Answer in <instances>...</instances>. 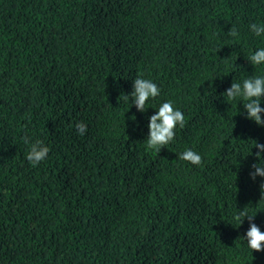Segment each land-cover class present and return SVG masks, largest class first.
Here are the masks:
<instances>
[{"label": "trees", "instance_id": "16d2710c", "mask_svg": "<svg viewBox=\"0 0 264 264\" xmlns=\"http://www.w3.org/2000/svg\"><path fill=\"white\" fill-rule=\"evenodd\" d=\"M251 23L264 0H0V264H264L234 220L264 231V126L222 97L264 74ZM140 75L161 90L144 113L124 100ZM165 100L184 125L148 150ZM26 139L50 148L36 166Z\"/></svg>", "mask_w": 264, "mask_h": 264}, {"label": "clouds", "instance_id": "9594fccd", "mask_svg": "<svg viewBox=\"0 0 264 264\" xmlns=\"http://www.w3.org/2000/svg\"><path fill=\"white\" fill-rule=\"evenodd\" d=\"M249 30L256 37L264 36V24L251 23ZM229 35L238 39V29L233 27ZM247 61L252 66H259L261 72L264 73V46L257 47L250 52ZM160 92V88L153 80L140 75L132 80L131 91L125 94L124 100H130L131 106L134 105L138 112L144 113L148 108H152L146 107L148 102L157 98ZM222 93L224 94L223 99L226 97L227 100L242 105L240 114L245 119L253 121L257 126H264V107L261 106L262 97H264V74L249 75L235 82L232 80L230 86L224 89ZM184 122V114L179 108L175 107L172 100L160 102L153 114L147 117L146 149L159 152L162 147L173 141L176 128L178 126L183 127ZM76 130L78 134L83 135L86 126L78 123ZM25 143L28 145L26 159L31 165L36 166L47 158L50 148L43 140L26 139ZM253 147L256 149V160L250 165L248 175L254 181L257 177L261 178L259 188L262 197L264 196V143L255 141ZM179 159L192 165L198 166L201 164V155L192 149H186L179 153ZM255 214L241 211L234 217V220L239 226L243 219L247 217L248 228L242 237L249 249L259 252L264 251V231L254 222Z\"/></svg>", "mask_w": 264, "mask_h": 264}]
</instances>
